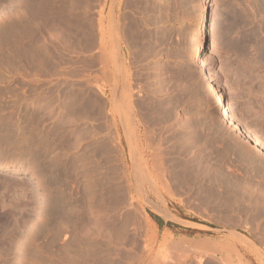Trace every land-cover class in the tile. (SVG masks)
Returning a JSON list of instances; mask_svg holds the SVG:
<instances>
[{
	"label": "rangeland",
	"instance_id": "1",
	"mask_svg": "<svg viewBox=\"0 0 264 264\" xmlns=\"http://www.w3.org/2000/svg\"><path fill=\"white\" fill-rule=\"evenodd\" d=\"M252 137L264 0H0V264H264Z\"/></svg>",
	"mask_w": 264,
	"mask_h": 264
},
{
	"label": "bare ground",
	"instance_id": "2",
	"mask_svg": "<svg viewBox=\"0 0 264 264\" xmlns=\"http://www.w3.org/2000/svg\"><path fill=\"white\" fill-rule=\"evenodd\" d=\"M142 6V5H141ZM146 6V5H145ZM152 7V6H151ZM171 7V6H170ZM177 7V6H176ZM181 7V6H180ZM137 8V7H136ZM154 10V9H153ZM210 11V10H209ZM210 14V13H209ZM213 15V14H212ZM207 17H208V11L205 13V19H207ZM213 27V26H212ZM200 41H199V43H198V47H197V53H196V55H195V60L196 61H198L199 60V58H200V56H201V52H202V50H203V48H205V43H206V40H205V38H201V39H199ZM207 88H208V90H209V92L211 93V94H213V96H214V98H215V103L221 108V110H220V112H221V118L223 119V120H227V121H229L230 122V124H232L231 122H233V121H231L232 120V112H233V110L231 109V107L229 106V105H227V103L225 102V99H224V97H223V95L219 92V91H217L216 90V88L214 87V84H212L211 82L210 83H207ZM247 134V133H246ZM252 139H253V141H254V146L256 147V149H258L259 151H263L264 152V147H263V144H262V141H260L259 140V138H257V137H252ZM0 168H3V169H5L6 171H12V172H16L18 169H17V167L15 166V165H10V166H4V165H2L1 163H0ZM20 172H22V171H20ZM157 206V205H156ZM94 212V211H93ZM166 213V212H165ZM94 214V213H93ZM168 215V214H167ZM92 217V216H91ZM92 221V220H91ZM241 239V238H240ZM234 241V240H233ZM238 241V240H237ZM239 242H241V241H239ZM244 242L245 243H247L248 244V246L250 247V248H252V250L254 251V253H257V250L255 249V247H253L249 242H247V241H245V239H244ZM199 243V242H198ZM205 243V242H204ZM203 244V243H202ZM208 244H210V243H208ZM213 244V243H212ZM237 244V243H236ZM247 244H245L246 246H247ZM180 245V244H179ZM178 245V246H179ZM194 245H196V244H194ZM201 245V244H200ZM206 245V244H205ZM204 245V247L206 248V250L209 248V247H207L208 245H206L205 246ZM191 246H192V244H191ZM197 246H199V245H197ZM202 246V245H201ZM214 246H216L215 244H214ZM223 246V245H222ZM221 246V247H222ZM228 246V245H227ZM243 246V245H242ZM190 247V246H189ZM196 247V246H195ZM218 247V246H217ZM220 247V248H221ZM230 247V246H229ZM235 247V246H234ZM175 248V247H174ZM178 248V247H177ZM203 247H201V249H202ZM249 248V249H250ZM185 249H187V248H185ZM198 249H200V247L199 248H197V250ZM247 249V248H246ZM175 250H178V249H176L175 248ZM203 250H205V249H203ZM221 250H223V251H226V253L228 252V253H231L232 251V249H228V248H225L224 249V246L222 247V249ZM179 251L181 252L182 250H180L179 249ZM200 252V251H199ZM235 252V251H234ZM179 254V253H178ZM232 254V253H231ZM257 255V254H256ZM189 256V255H188ZM180 257H181V255H180ZM230 257H231V255H230ZM185 258H186V256H185ZM185 260V259H184ZM228 261V260H227ZM221 262V261H220ZM224 262H225V260H224ZM223 262V263H224ZM227 263V262H226ZM229 264V263H228Z\"/></svg>",
	"mask_w": 264,
	"mask_h": 264
}]
</instances>
